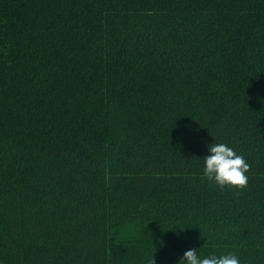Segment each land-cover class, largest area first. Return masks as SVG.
Masks as SVG:
<instances>
[{
    "label": "trees",
    "instance_id": "trees-1",
    "mask_svg": "<svg viewBox=\"0 0 264 264\" xmlns=\"http://www.w3.org/2000/svg\"><path fill=\"white\" fill-rule=\"evenodd\" d=\"M189 249L264 264V0H0V264Z\"/></svg>",
    "mask_w": 264,
    "mask_h": 264
},
{
    "label": "clouds",
    "instance_id": "clouds-1",
    "mask_svg": "<svg viewBox=\"0 0 264 264\" xmlns=\"http://www.w3.org/2000/svg\"><path fill=\"white\" fill-rule=\"evenodd\" d=\"M210 154L204 158L202 176L223 190L232 187L237 190L246 188L250 165L243 155L238 154L226 143L208 145ZM149 264H155L152 260ZM178 264H240L239 256L235 253L210 254L201 256L195 249L186 250Z\"/></svg>",
    "mask_w": 264,
    "mask_h": 264
}]
</instances>
